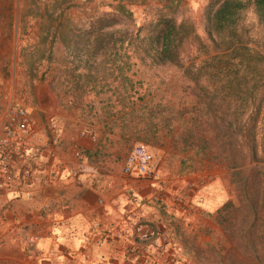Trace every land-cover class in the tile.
<instances>
[{"label":"rangeland","instance_id":"374dc122","mask_svg":"<svg viewBox=\"0 0 264 264\" xmlns=\"http://www.w3.org/2000/svg\"><path fill=\"white\" fill-rule=\"evenodd\" d=\"M168 1L0 0V124L32 86L41 97L45 82L62 93L65 81L85 84L92 68L95 86L81 88L82 112L108 103L114 122L134 123L156 169L160 209L173 221L164 224L178 252L170 262L264 264V77L242 96L235 80L204 71L193 38L173 59H156L160 37L151 33ZM219 1L180 0L171 17H188L210 49L207 16ZM116 3L125 11L114 13ZM239 23L247 44L263 51L252 7ZM169 174L178 182L171 196ZM206 183L220 200L194 219Z\"/></svg>","mask_w":264,"mask_h":264},{"label":"crops","instance_id":"0c3cea01","mask_svg":"<svg viewBox=\"0 0 264 264\" xmlns=\"http://www.w3.org/2000/svg\"><path fill=\"white\" fill-rule=\"evenodd\" d=\"M56 87L45 82L41 97L32 86L20 101L33 120L32 146L23 158L31 171L20 185L14 180L0 187V264H173L178 252L172 239L155 248L126 233L125 223L141 218L158 226L165 219L164 227L173 223L157 201L163 199L158 177L122 171L125 154L137 142L134 127L112 122L115 115H105L104 108L84 114L81 97ZM81 128L87 132L80 134ZM75 147L81 159L73 155ZM164 178L171 196L177 177ZM208 190L207 183L201 187L204 201L193 209L194 219L220 200ZM115 227L122 233L114 234ZM134 243L137 250L129 253Z\"/></svg>","mask_w":264,"mask_h":264},{"label":"trees","instance_id":"16d2710c","mask_svg":"<svg viewBox=\"0 0 264 264\" xmlns=\"http://www.w3.org/2000/svg\"><path fill=\"white\" fill-rule=\"evenodd\" d=\"M177 1L180 0H169L162 4L167 13L163 14L164 16L158 18L155 22L156 33H151V35L160 37V48L155 53V58L159 60L173 59V55H176V49L178 50L181 42L193 38V40H196V54L204 55L199 59V62L204 66V71L212 76L222 77L228 82L235 80L241 88L244 86L241 89L242 96L249 94L251 87L246 88L248 82L250 81L251 85L255 86L260 84L264 77V47H262L263 51H261L247 44V38L242 36V32L246 31V29L239 23V19L246 8L252 7V11L257 18V24L264 27V0H220L207 16L206 33L208 34V39L214 45L210 49L194 33L191 20L188 17L180 20H175L171 17L178 3ZM114 10V13L125 11L120 3H116ZM127 13L131 12L127 10ZM100 31V34L108 33L103 30ZM260 38V43L264 45V33ZM101 45L103 48H107L105 41ZM95 72L93 73L92 68L85 70L84 75L88 77L87 82L95 79L93 78ZM87 82L81 85L76 80H73V82L65 81L64 92L71 94V97H74L75 94L79 97L82 87L94 88V82L89 84ZM108 105L107 103L102 106L105 115L107 112L111 113L110 110L106 111V106ZM114 121H116L115 118L112 119V122ZM121 124L129 126L132 125V122L130 124L129 122L127 124L121 122ZM133 133L136 138H139L137 132L133 131ZM15 180L18 181V179ZM22 182H24L23 179L17 183L20 185Z\"/></svg>","mask_w":264,"mask_h":264},{"label":"built area","instance_id":"2783aa9c","mask_svg":"<svg viewBox=\"0 0 264 264\" xmlns=\"http://www.w3.org/2000/svg\"><path fill=\"white\" fill-rule=\"evenodd\" d=\"M49 129H54L53 119L47 120ZM33 129V120L27 114L22 104L15 103L7 112L5 120L0 124V187H9L15 179L26 178L31 167L23 159L26 152L31 148V135ZM87 132L81 128L79 133ZM77 159H81L83 152L75 147L72 151ZM122 171L132 177L151 178L155 175V167L151 163V155L147 148L139 143H133L122 162ZM129 228L126 233L129 237L137 241H147L157 248L162 243L170 241L165 227L162 225H153L145 219L127 221L125 223ZM106 232L104 231V234ZM119 227L114 228V234H121ZM137 250V243L131 245L129 253ZM135 263L136 261H131Z\"/></svg>","mask_w":264,"mask_h":264}]
</instances>
